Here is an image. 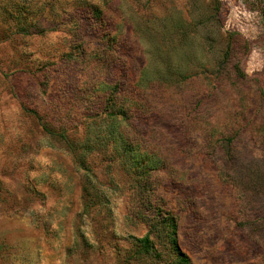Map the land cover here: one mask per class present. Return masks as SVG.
<instances>
[{
  "label": "rangeland",
  "instance_id": "1",
  "mask_svg": "<svg viewBox=\"0 0 264 264\" xmlns=\"http://www.w3.org/2000/svg\"><path fill=\"white\" fill-rule=\"evenodd\" d=\"M254 8L0 0V264H175L152 209L174 215L192 264H264V26ZM128 86L143 116L140 161L152 168L136 173L116 140L125 122L107 107ZM227 129L226 160L258 185L245 218L221 172ZM147 235L148 254L135 241Z\"/></svg>",
  "mask_w": 264,
  "mask_h": 264
},
{
  "label": "trees",
  "instance_id": "2",
  "mask_svg": "<svg viewBox=\"0 0 264 264\" xmlns=\"http://www.w3.org/2000/svg\"><path fill=\"white\" fill-rule=\"evenodd\" d=\"M255 5V10L260 14V18L262 21V25L264 26V0H252ZM240 78L246 77L245 73L242 71L241 66H238L237 72ZM138 90V88H136ZM139 91V90H138ZM127 97L126 101H119V97L112 96L108 98L107 107L112 109L110 114L113 116V120L121 119V121L125 122L124 127L119 131L116 140L120 141L126 148L125 153L127 154L128 160L131 162V165L135 166L137 169H132L134 173L138 171L141 167L143 169L148 168L151 170L152 168L151 163L149 161H140L147 157V149L143 146V144L137 140V138L141 135V130H139L140 119L143 118L141 115L142 111L140 107L137 105L138 101L135 100V96L138 95V92L135 89H132L131 86H128ZM133 94V95H132ZM123 96V94H122ZM120 103V105L118 104ZM138 128V130H137ZM231 128V127H230ZM233 135L231 129H227L224 134L223 138L225 139V147H224V155L225 160L221 167V172L224 176L229 177L232 184L238 190V194L241 200V212L243 217L247 216L248 214V206L252 200L251 196H248L249 190L257 188V182H248L244 175L246 174V169L242 170L238 167L230 164L226 160V155L228 158L233 157V149H232V141ZM137 146V147H136ZM260 168H256V172L260 173ZM234 177V178H233ZM260 192H264L263 189L259 190ZM148 223L152 227L159 228L160 231L163 232L164 236L168 239L170 244L172 253L174 255V262L175 264H192L191 259L189 256L182 250L177 237V221L174 215L165 214L162 215L152 209L150 211V215H148ZM138 246L141 248L143 253H151L154 250V244L152 243L150 237L147 235L143 238H136L135 239Z\"/></svg>",
  "mask_w": 264,
  "mask_h": 264
}]
</instances>
